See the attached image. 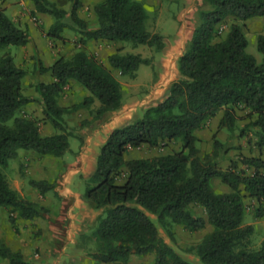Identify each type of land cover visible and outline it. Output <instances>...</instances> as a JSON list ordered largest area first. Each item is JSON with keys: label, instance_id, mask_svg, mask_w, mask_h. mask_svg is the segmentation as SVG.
<instances>
[{"label": "trees", "instance_id": "obj_1", "mask_svg": "<svg viewBox=\"0 0 264 264\" xmlns=\"http://www.w3.org/2000/svg\"><path fill=\"white\" fill-rule=\"evenodd\" d=\"M35 11L51 14L55 22L50 36L60 37L65 26L77 28L79 48L71 55H60L49 66L40 62L39 71H50L54 80L33 83L38 95L23 91L26 70L11 52L0 54V206L17 211V216L33 220L47 208L22 196L8 182L1 165L8 164L20 149L41 155L61 157L70 150V137L78 136V126H71L66 115L86 107L92 119L122 106V76L134 77L141 64L152 58L140 53L121 52L109 56L104 64L84 48L90 39L131 42L160 52L164 36L148 30L147 12L140 0H101L94 6L97 27L90 28L78 15L81 0H73L69 11L51 0H31ZM210 8L200 12L193 38L178 59L181 77L175 80L160 103L147 107L142 117L116 128L99 149L95 170L87 179L85 200L102 209L94 232L99 240L92 253L100 262L126 260L130 254L153 253L154 264H197L172 245L162 241L158 226L150 213L161 219L170 218L189 231L212 226L196 245L198 260L203 264H264V239L258 248L251 246L253 224H244L246 199L253 202L254 216L264 218V34H259L257 47L263 54L259 62L247 51L245 21L264 16V0H205ZM233 17L227 33L215 39L217 27ZM71 20V24L66 19ZM27 23L18 24L0 5V48L26 45L30 40ZM70 80L89 91L80 102L62 106L59 98ZM97 98L100 105L92 108ZM38 102L44 117L38 119L21 113L29 103ZM245 111V115H240ZM219 113L217 130L225 128L229 136L244 137L252 129L258 154L240 153L226 167L221 160L231 145L213 134L209 152L201 155L197 131ZM249 119L239 125L243 117ZM41 121L50 123L55 132L43 135ZM180 142L178 149L147 157L127 159L129 148L144 144L165 147ZM127 175L123 183L118 179ZM219 178L230 190L216 192L212 179ZM41 195L56 188L55 181L29 179ZM200 205L207 218L196 215L192 205ZM13 222L16 216L10 215ZM0 258L10 264H38L27 260L21 249L0 244Z\"/></svg>", "mask_w": 264, "mask_h": 264}, {"label": "rangeland", "instance_id": "obj_2", "mask_svg": "<svg viewBox=\"0 0 264 264\" xmlns=\"http://www.w3.org/2000/svg\"><path fill=\"white\" fill-rule=\"evenodd\" d=\"M60 8L69 11L73 5V0H51ZM101 0H81L82 6L78 10V15L85 19L90 28L97 27V18L94 13V6ZM147 12V28L152 33H160L164 38H168L175 44L180 40V48L185 50L188 42H190L192 33L200 20V12L210 8V5L205 0H140ZM33 10L29 12V16L37 29L41 33L42 43L46 46L60 47L64 49L65 56H71L77 48H79L80 34L77 28L65 26L61 32L60 37L50 36L49 29L55 22V17L50 14V21H44L42 18L32 14ZM252 20L245 21V33L248 38L247 51L253 54L260 62L263 54L258 50L257 42L259 34H264V16H255ZM21 26H24V20L21 16L15 20ZM71 24L70 19L65 20ZM50 22V24H49ZM233 22V17L229 16L216 29L215 39L222 38L228 31L230 24ZM72 25V24H71ZM175 40V41H174ZM188 40V41H187ZM113 49L122 47L121 52L140 53L144 57L152 58V63L141 64L137 72V82L146 87L156 80V75L159 74L161 68L157 66L156 51L144 44L133 45L131 42H112ZM21 45H9L0 48V54L4 52H11L14 55L15 61L26 64L28 58L19 52ZM101 61V58L96 56L94 52L88 51ZM161 52V51H160ZM184 52V51H183ZM107 51L103 50L101 56L106 57ZM33 58V57H32ZM38 59V58H35ZM39 61H41L39 59ZM27 66L28 76L30 69H32V60ZM37 63V62H36ZM116 77L125 86L130 83L129 76H122L119 72H115ZM31 77H29L30 79ZM31 84V82H30ZM33 86V85H32ZM125 90V88H124ZM23 111V109H22ZM25 114V112H22ZM240 115H245V111H240ZM219 113L218 115H220ZM26 115V114H25ZM218 115L212 118L203 128L197 131L200 137L197 143L201 150V155L209 152L213 145V134L223 142L231 145L232 148L221 160L222 167H226L231 158H235L240 153L247 155L258 154V148L255 145V136L253 130H248V135L238 137L237 135L229 136V131L225 128L217 130ZM28 116V115H27ZM39 119V118H38ZM249 119L243 116L239 120V125L244 126ZM42 127V121H41ZM77 140H72L74 147ZM180 142H171L165 147H151L142 146L138 149L139 156L147 157L157 154H163L171 149H178ZM68 155L72 156L70 152ZM66 161L64 155L61 157L41 155L33 150L20 149L19 154L9 159L8 164L1 169L4 172L10 185L16 189L22 196L26 198H35L39 203L45 206L44 202L52 205L46 207L40 216L33 220L24 219L17 216V211L11 208L0 206V244L7 245L13 249H21L24 257L27 260L35 261L38 264H154L155 257L153 253L145 255L130 254L126 260H119L116 262H100L93 258L92 253L99 247V240L94 232V226L97 221L91 225L88 222L83 224L80 230V236L77 240H53L49 234L51 228L49 221L55 212L56 204L59 196L54 190L46 191L43 196L39 190L29 183V179H42L44 173L52 168L59 169L60 164ZM59 166V167H58ZM212 187L216 192L229 191L230 188L223 183L219 178L212 179ZM36 191H38L36 193ZM50 192V193H49ZM51 195L50 198L48 195ZM59 199V200H58ZM249 204L244 224H253L255 232L252 235L251 246L258 248L261 241L264 239V218L259 219L254 216V207L251 199H246ZM43 202V203H42ZM55 205V206H54ZM193 211L196 215H201L207 218V214L200 205H192ZM10 215L16 216V221L13 222ZM151 218L158 226L160 237L162 241L172 245L186 258L197 264H203L198 260L196 254V245L203 239L204 235L212 229L209 223L205 227L196 231H189L183 225L174 223L170 218L161 219L156 214L150 213ZM99 217V216H98ZM98 220V219H97ZM0 264H10L5 258H0Z\"/></svg>", "mask_w": 264, "mask_h": 264}, {"label": "crops", "instance_id": "obj_3", "mask_svg": "<svg viewBox=\"0 0 264 264\" xmlns=\"http://www.w3.org/2000/svg\"><path fill=\"white\" fill-rule=\"evenodd\" d=\"M0 5L5 7L6 13L13 20L21 16L24 20V24L27 23L29 26L31 34L30 40L26 45L21 46L19 50L21 54L26 53L24 55L28 58L26 61L27 63H16L27 71V66L30 64L29 61L32 60V69L29 70L31 76H28L29 74L26 72L23 78V91L27 95L37 96L38 93L35 87L32 86L33 83L37 81L51 82L54 80L50 71H39L40 62H42L44 66L51 65L60 55H64V49L56 46H46V44L42 43L41 33L29 16L30 11H35L34 3L31 0H0ZM36 15L46 22L50 21V14L48 13L36 11ZM254 18L259 17H253L249 20ZM193 33L191 40L193 38ZM112 42L114 41L90 39L84 49L94 52L96 56L101 58L104 64L109 65L108 58L116 51L113 49ZM164 42V48L161 52H156L155 57V59H157V66L161 68V71L156 75V80L152 81L148 89L137 82L138 76L136 72L134 77H130L131 81L128 85L125 86L122 84V106L119 109L106 111L99 119H92L90 110L86 107L66 115L71 126H78L84 119H88L89 121L83 127L78 128V136L75 135L70 137L69 152L72 156L66 153L64 155L66 161L60 164V168L56 171L52 165V168L44 173L42 177L43 179L56 182L54 192L58 194L60 199H58L60 203L56 204L55 208V212L57 211V213L51 217L49 221V228H51L49 230L50 232L47 231L53 240H77L79 239L83 224L88 222L93 225L97 221L98 216L102 213V209L89 206L85 200L84 194L87 179L96 168L97 156L101 145L106 142L109 135L116 128L124 126L128 121L135 118L142 117L147 107L163 101L167 97L171 84L182 76L178 68V59L184 51L180 48V40L175 41L176 43L174 44L172 40L164 38ZM103 50L107 51L105 58L101 56ZM39 59L41 61H39ZM114 72L118 71L114 70ZM29 77L31 78L29 79ZM89 94V91L79 82L70 80L59 98V103L62 106L70 107L82 101L84 97ZM99 105L100 101L95 98L92 108H97ZM22 112H25L29 117H36L39 119L44 117L42 106L38 102L25 105ZM219 117L220 115H218V121ZM54 132L55 129L50 123L42 121L41 133L43 135L52 134ZM72 140H77L74 147L71 144ZM145 145L146 144L142 146ZM140 147L129 148L125 153V157L127 159L143 157L137 154ZM126 175L127 170L125 169L123 178H119L118 182L123 183ZM37 192L38 191H36V193ZM48 196L50 198L51 195L49 194ZM30 199L37 200L33 197ZM43 202L46 207L52 205L51 203Z\"/></svg>", "mask_w": 264, "mask_h": 264}]
</instances>
